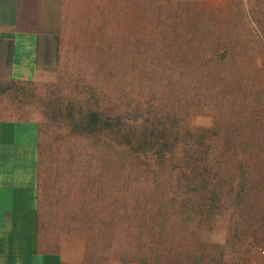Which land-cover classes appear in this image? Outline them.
<instances>
[{"label":"rangeland","instance_id":"1","mask_svg":"<svg viewBox=\"0 0 264 264\" xmlns=\"http://www.w3.org/2000/svg\"><path fill=\"white\" fill-rule=\"evenodd\" d=\"M66 5L58 65L32 83H2L0 106L17 107L8 116L28 109L24 116L41 122V222L64 264H142L147 254L154 264L152 246L173 248L180 241L171 234L179 213L172 216L169 202L168 213L157 217L156 199L177 194L182 168L172 158L166 169L158 147L144 158L139 143L144 135L151 140L161 114L189 112L190 127L212 129L209 151L183 130L188 148L201 145L197 158L221 157L220 129L230 127L240 142L222 157L230 159L229 173L242 161L254 171L253 184L264 179V0ZM113 31V48L105 52L106 33ZM93 109L119 134L84 130L78 119ZM234 209L226 202L191 245L205 253L207 264H264L258 221L234 218ZM180 222L178 233L188 226L181 215ZM154 226L166 229L162 238L153 236ZM163 254L168 261L169 251Z\"/></svg>","mask_w":264,"mask_h":264},{"label":"crops","instance_id":"2","mask_svg":"<svg viewBox=\"0 0 264 264\" xmlns=\"http://www.w3.org/2000/svg\"><path fill=\"white\" fill-rule=\"evenodd\" d=\"M66 1L0 0V85L58 65ZM22 111L0 106V264H64L41 222V122Z\"/></svg>","mask_w":264,"mask_h":264},{"label":"trees","instance_id":"3","mask_svg":"<svg viewBox=\"0 0 264 264\" xmlns=\"http://www.w3.org/2000/svg\"><path fill=\"white\" fill-rule=\"evenodd\" d=\"M101 28H99L98 31H101ZM114 33V31L111 32V34L108 32L106 33V35L109 34L110 37L107 36L108 41H106L103 46L105 52L113 48L114 40L111 37L114 36ZM173 69V71L179 72L178 68ZM175 75H178V73ZM168 113L169 114L166 115H164V113L160 115V121H158L160 127L156 129L153 128L150 131L151 140L149 142L146 140L147 135H144L143 139L139 141V143L142 142L144 146V151L141 155L145 158L152 153L154 148L158 147L157 151L164 155L162 163L166 169L169 168L172 158H175L179 167L182 168V170L179 169L180 183L178 186L179 189L176 190L177 194L170 198L164 196V198L157 197L156 202L159 206L157 208V213L159 214L157 217L168 213L167 204L170 202L172 203V208H174L172 216H176L179 213V216L181 215L188 226L183 229V232H176V227L184 228L182 222L179 223L178 216V220H175L171 234L175 236L180 235V241L176 243L173 248L172 246L165 248L161 246V244H156L155 247L152 246L151 252L154 255L153 263L207 264L205 253L197 251L194 246L191 245V239L196 234L203 236V232L209 231V221L214 217L217 219L219 218L220 208L228 201L231 203V206L235 207L233 213H231L234 218L237 215H242L247 218L252 217V219L258 221L257 224L260 228L259 230L256 229V236L264 241V179L258 181V185L253 184L254 171L247 166L248 163L243 164L244 162L242 161L239 164L238 172L230 174L229 167H226L227 161H230V159L226 158L222 160V157L227 154L229 149L234 151L238 148L235 147L237 146L236 143L240 142L237 139V135L236 138L232 137L233 134L231 128L223 126L222 129H220L222 132L221 157L219 156L214 159H211L209 155L204 158L193 157L194 151H199L201 145L198 144L199 146L196 149H194L196 145L192 146V149L188 148V140L181 141V136L183 137L185 135L183 130H188V133L194 138H198L202 141L204 140L201 144H203L202 146H205L206 150L209 151L211 146L209 147V144L206 142L211 140L210 133L212 129L190 127L188 124L189 112L179 116L171 115L170 113L172 112L170 111ZM104 116L105 113L93 109L90 110L86 119L82 117L81 119H78V121H81L84 130H89L95 134H104V130H111L119 134L120 128L115 129L114 126H111L104 120ZM173 120L178 124H175ZM78 121H75L76 126L78 125ZM236 127L240 130L238 125H236ZM79 128H81L80 124ZM180 144H183L184 146H181ZM180 146L182 152L181 154H178L179 157L177 159L174 152L176 150L178 152ZM180 150L181 149H179V151ZM256 187H259L261 192L258 191L255 193L254 191ZM165 196H167L166 193ZM254 205L257 207V210L253 209L252 206ZM166 209L167 212L165 213ZM157 217L155 218L157 219ZM166 232V229H157L156 226H154L152 230L153 236H156L157 238H159V236L162 238L163 234ZM164 250H168L169 254H171L168 261L163 259ZM141 259L142 264H150L152 257L147 254Z\"/></svg>","mask_w":264,"mask_h":264},{"label":"built area","instance_id":"4","mask_svg":"<svg viewBox=\"0 0 264 264\" xmlns=\"http://www.w3.org/2000/svg\"><path fill=\"white\" fill-rule=\"evenodd\" d=\"M262 254L264 255V250L262 251Z\"/></svg>","mask_w":264,"mask_h":264}]
</instances>
